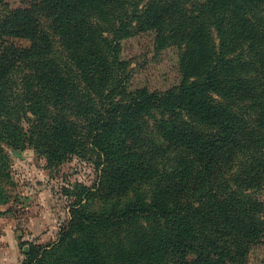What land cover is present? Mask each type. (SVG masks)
Segmentation results:
<instances>
[{"label": "trees", "instance_id": "1", "mask_svg": "<svg viewBox=\"0 0 264 264\" xmlns=\"http://www.w3.org/2000/svg\"><path fill=\"white\" fill-rule=\"evenodd\" d=\"M150 29L180 48L166 90L131 89L121 56ZM5 145L99 170L24 264H249L264 239V0H0V178Z\"/></svg>", "mask_w": 264, "mask_h": 264}, {"label": "rangeland", "instance_id": "2", "mask_svg": "<svg viewBox=\"0 0 264 264\" xmlns=\"http://www.w3.org/2000/svg\"><path fill=\"white\" fill-rule=\"evenodd\" d=\"M155 37L156 31L150 29L120 41L121 56L133 69L131 89L166 90L180 82V48L170 45L159 50ZM6 41L31 45L28 38L19 36H7ZM22 125L24 130L31 127L28 119ZM6 149L11 161L8 175L0 178V264H24L29 244L57 241L72 218L77 191L81 185L93 186L99 170L93 158L76 154L56 166L33 145ZM258 194L264 202V190ZM248 262L264 264V239L251 247Z\"/></svg>", "mask_w": 264, "mask_h": 264}]
</instances>
